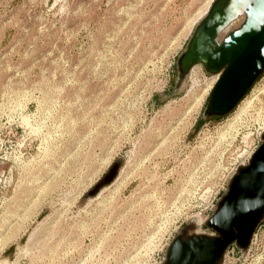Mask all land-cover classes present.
<instances>
[{
    "label": "rangeland",
    "instance_id": "1",
    "mask_svg": "<svg viewBox=\"0 0 264 264\" xmlns=\"http://www.w3.org/2000/svg\"><path fill=\"white\" fill-rule=\"evenodd\" d=\"M214 1L0 0V264H164L213 232L264 128V73L224 117L203 65L177 86ZM223 264H264V220Z\"/></svg>",
    "mask_w": 264,
    "mask_h": 264
},
{
    "label": "water",
    "instance_id": "2",
    "mask_svg": "<svg viewBox=\"0 0 264 264\" xmlns=\"http://www.w3.org/2000/svg\"><path fill=\"white\" fill-rule=\"evenodd\" d=\"M240 18L237 27L224 33ZM197 65L218 76L204 117L228 115L264 73V0H215L178 57V87ZM261 138L262 144L249 163L238 168L206 222L215 235L183 231L169 245L164 264H223L232 245L249 249L264 220V131ZM119 170L120 163H115L90 194L111 184Z\"/></svg>",
    "mask_w": 264,
    "mask_h": 264
},
{
    "label": "built area",
    "instance_id": "3",
    "mask_svg": "<svg viewBox=\"0 0 264 264\" xmlns=\"http://www.w3.org/2000/svg\"><path fill=\"white\" fill-rule=\"evenodd\" d=\"M218 79V78H217ZM263 131H264V128H263ZM262 134H263V132H262ZM261 137H262V135H261ZM261 140H262V138L260 139V142H259V144L257 145V146H255V148H253L252 150H250L249 151V153H248V155H247V158H246V160L243 162V164H241L240 166H242V165H247L248 163H249V161H250V159H251V157H252V155L255 153V151L260 147V144H261ZM239 166V167H240ZM238 167V168H239ZM238 170V169H237ZM234 176V175H233ZM232 176V177H233ZM224 188V187H223ZM223 190H226L225 188L223 189ZM221 192L219 191L218 192V194H220ZM215 201H217L216 202V205H217V203H218V201L219 200H217V197H216V200ZM216 205H213V207H212V210L214 211V209L216 208ZM210 235H215V232H212V233H209ZM231 248V247H230ZM229 248V249H230ZM229 249L227 250V252H226V255L229 253ZM226 255H225V257H226Z\"/></svg>",
    "mask_w": 264,
    "mask_h": 264
},
{
    "label": "bare ground",
    "instance_id": "4",
    "mask_svg": "<svg viewBox=\"0 0 264 264\" xmlns=\"http://www.w3.org/2000/svg\"><path fill=\"white\" fill-rule=\"evenodd\" d=\"M228 31V30H227ZM218 78V77H217ZM218 80V79H217Z\"/></svg>",
    "mask_w": 264,
    "mask_h": 264
}]
</instances>
